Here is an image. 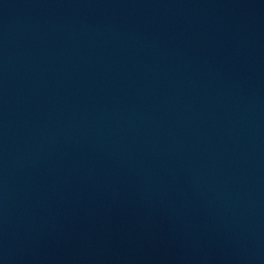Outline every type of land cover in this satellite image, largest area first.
I'll return each mask as SVG.
<instances>
[{
	"label": "water",
	"instance_id": "obj_1",
	"mask_svg": "<svg viewBox=\"0 0 264 264\" xmlns=\"http://www.w3.org/2000/svg\"><path fill=\"white\" fill-rule=\"evenodd\" d=\"M0 264H264V0H0Z\"/></svg>",
	"mask_w": 264,
	"mask_h": 264
}]
</instances>
